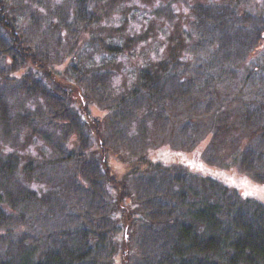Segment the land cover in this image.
I'll return each mask as SVG.
<instances>
[{
  "label": "trees",
  "instance_id": "trees-1",
  "mask_svg": "<svg viewBox=\"0 0 264 264\" xmlns=\"http://www.w3.org/2000/svg\"><path fill=\"white\" fill-rule=\"evenodd\" d=\"M244 1L188 4L183 40L118 83L111 0H0V264H264V203L219 169L264 183V0ZM228 121V162L192 154Z\"/></svg>",
  "mask_w": 264,
  "mask_h": 264
},
{
  "label": "rangeland",
  "instance_id": "rangeland-1",
  "mask_svg": "<svg viewBox=\"0 0 264 264\" xmlns=\"http://www.w3.org/2000/svg\"><path fill=\"white\" fill-rule=\"evenodd\" d=\"M209 1L222 2L227 0ZM194 2H206V0H111L106 6L105 11L107 24L123 27L122 29H116V31H118L119 34L121 33V36L123 35L122 37L124 41L128 40V42H130L128 38H132L131 42H133L130 45V48H133V53L127 54L124 52V55L121 53V55L118 54V56H108L109 59L113 57V59L120 62L118 63L120 70L116 69L112 75L113 82L119 83L121 81H129L130 76H127L128 72L131 71V69L133 70V68H136L139 62L143 59L148 60V58L155 57L157 54L158 56L166 54L171 40H183V30L188 29V24L192 16L188 4ZM254 2L255 1L253 0H247L241 4L244 5V8L252 10L259 7V4H254ZM159 7H161V9ZM123 16H126V19L130 18L127 20L125 19L124 24L121 22V17ZM139 36H142V39L139 38ZM83 37L86 39L87 34ZM113 37H110L109 40H112ZM253 54H256L260 59V64L264 63V42L254 51ZM123 67H125V69ZM240 67L243 66L240 65ZM61 69L63 68L61 67ZM90 111L92 115L95 116L102 114V111L93 105L90 106ZM230 112L235 115L233 108L230 109ZM225 123H228L230 126L227 127V129H224V131L223 129H221V131L218 129L216 131L218 136H215L214 138H211L208 134L204 135L203 138L199 140V144L192 149V154H198L200 152V155L203 154L204 161H206V158H210L214 162H217V159L222 163L228 162L233 153V148L229 146V137L238 133L240 129L235 127V125L234 127H231L232 122L230 121ZM157 145L162 147L161 149H166V146L161 143ZM168 156L169 154H166V159L172 160L171 157H174V154L170 152V157ZM111 164L114 172L120 173L121 170L123 171L124 169L127 170L129 168L127 163H121L114 158H112ZM210 166L211 170L215 169V171L219 168L215 165ZM225 168L226 167L219 168L223 170L220 172L223 173L224 176L232 181H236L240 184L242 183L243 185L252 188L253 191L257 193L258 198L264 203V183H256L235 167L229 169L226 168V170Z\"/></svg>",
  "mask_w": 264,
  "mask_h": 264
}]
</instances>
